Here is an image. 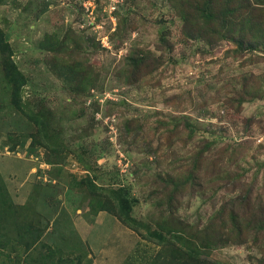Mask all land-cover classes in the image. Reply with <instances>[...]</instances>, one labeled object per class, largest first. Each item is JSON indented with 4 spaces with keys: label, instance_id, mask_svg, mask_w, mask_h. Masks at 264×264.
<instances>
[{
    "label": "rangeland",
    "instance_id": "rangeland-1",
    "mask_svg": "<svg viewBox=\"0 0 264 264\" xmlns=\"http://www.w3.org/2000/svg\"><path fill=\"white\" fill-rule=\"evenodd\" d=\"M210 1L212 21L207 0H0V29L27 79L19 109L0 53V198H28L18 221L53 229L33 256L165 264L169 250L148 232L166 221L196 234L231 202L242 217L247 200L262 216L264 0ZM86 179L126 188L138 230L110 203L96 213L108 193L76 184ZM236 240L211 234L208 260L264 264L263 235Z\"/></svg>",
    "mask_w": 264,
    "mask_h": 264
},
{
    "label": "trees",
    "instance_id": "trees-1",
    "mask_svg": "<svg viewBox=\"0 0 264 264\" xmlns=\"http://www.w3.org/2000/svg\"><path fill=\"white\" fill-rule=\"evenodd\" d=\"M201 14L209 21L215 20L210 0H207L202 7ZM237 45L242 47L241 42H238ZM247 46L254 49L251 45ZM0 53L3 56L5 76L13 88L15 104L19 109H21L19 98L23 87L27 83V79L13 60V49L10 43L5 39V35L1 29ZM29 119L35 123L41 133L44 132L42 131L43 124L36 116L29 115ZM41 143L47 149H51V144H46L45 142ZM50 163H52V161ZM76 184L79 187H89L93 188V190L99 189L100 191H105V193L107 191L108 195L106 194V197L100 199L96 206H94L96 213H98L103 207L109 206L108 204L110 203V205H113L110 206V208L115 211L114 214L123 224L133 230H138L141 226V224H139L132 216L137 200L136 198L128 196L126 188L120 187L112 190H103L95 186L93 181L90 179L82 180ZM171 184L174 187L175 192L180 191V189H184L188 185L186 183L174 182ZM3 195L5 196V194ZM6 200L7 198H0V224L2 223L1 221H5L6 227H3V229L5 230L4 236L6 237V240L9 243H20V238L22 240L25 238L29 258H34V262L37 264H55L52 259V253L33 256V252H30L35 243L40 241V237L42 235L41 232H46L48 224H44L43 228L41 227V230L39 231L34 228L35 224L33 222L27 223L26 226L25 224H22L20 227L18 221L19 219L16 218V216L19 215L20 209H18L17 214L15 204L11 201L8 203L10 199L8 202ZM174 201V198L170 200L171 206L174 204ZM236 204V202H231L230 204L224 205L216 213L215 218L210 220L209 225L204 228L203 231H197L196 234H194V228L190 224L176 223L175 221L169 222L168 224L166 221L163 226L160 227L162 230L149 231L148 233L156 239L160 245L169 250L170 261H166L165 264H222L221 262L211 261L207 258V250H209L211 246V234L227 238L231 242L237 241L236 239L242 240L244 237L251 234V232L256 233V235L264 236V207L257 210L262 214V216H258L257 214L251 213L249 200L241 201L239 203V206H242L243 210L241 217L240 211L236 208ZM175 209L176 208L172 207L170 210V212H172V216L175 214ZM240 220L246 225H241ZM216 223L217 225L213 228V224ZM185 233H188V235ZM33 250L35 251V248ZM54 253L56 254L55 250ZM58 264H66V262L63 260L59 261Z\"/></svg>",
    "mask_w": 264,
    "mask_h": 264
},
{
    "label": "crops",
    "instance_id": "crops-1",
    "mask_svg": "<svg viewBox=\"0 0 264 264\" xmlns=\"http://www.w3.org/2000/svg\"><path fill=\"white\" fill-rule=\"evenodd\" d=\"M6 184L7 183H5V185ZM10 193H11V189H10ZM9 199H11V198L9 197ZM27 199L28 198H25V200H23L21 203H18L15 201V205H18V204L19 205H25L28 202ZM8 203H10V200ZM26 211H27V209H26ZM23 218H24L23 221H22V218L20 219V222H19L20 227L22 224H25V226H26V223H28L27 218H26V214L24 215ZM1 222H2L1 223L2 226L0 224V264H37L34 262V260H35L34 258H32V257L29 258V252L27 251V248H26L25 238L23 240L20 238V243H13V242L9 243L6 240V237L4 236L5 230L3 229V227L4 228L6 227L5 221L3 220ZM39 224H42V223H39ZM52 230H53L52 228L47 229V233L51 232ZM70 231H73V229L72 228L69 229V232ZM44 238L45 237H43V238L41 237L40 241L39 242L37 241V243H35L34 247L30 250V252H34L33 249L34 248L36 249L38 246H40V242L42 240H44ZM46 240H45V242H46ZM82 243H83V241H82ZM48 244L52 248H56V245L58 247L61 246L60 243H58V242H54V245H51L50 242H48ZM79 246H81V248H79V249H82V244H79ZM75 253H78V251H75ZM37 255L38 254L35 253V256H37Z\"/></svg>",
    "mask_w": 264,
    "mask_h": 264
}]
</instances>
